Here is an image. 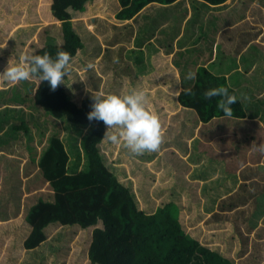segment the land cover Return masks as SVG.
Segmentation results:
<instances>
[{
    "label": "rangeland",
    "instance_id": "1",
    "mask_svg": "<svg viewBox=\"0 0 264 264\" xmlns=\"http://www.w3.org/2000/svg\"><path fill=\"white\" fill-rule=\"evenodd\" d=\"M93 1L101 3V11L107 14L109 22L100 17L94 20L88 5L85 13L71 12L74 32L83 39L85 50L71 59L65 84L60 85L77 105L93 92L118 95L131 92L133 89L127 84L123 89L119 84L136 74H144L146 66L141 48L148 50L149 57L157 47L166 57L175 58L185 88L194 81L185 79L187 73H196L200 66L215 75L234 64L248 72L247 83L236 92L246 122L224 117L202 127L186 115L195 117L194 111L182 112L174 100L167 99L174 107L167 102L155 112L153 104L148 102V110L160 123L158 150L136 156L122 144L107 140H103L100 148L106 167L117 171L124 183H131L138 191L142 201L136 200L137 207L150 212L169 202L177 204L185 219L184 232L201 245L233 261L239 256L232 252L233 244L239 241L241 256L246 247L249 250L238 263L264 264V168L257 167L264 166V154L255 147L264 143L261 120L264 118V0H228L224 3L228 12L201 0H178L164 7L149 5L121 23L115 19L120 10L118 0ZM51 3L52 0H0V73L10 59L32 55L49 41L59 45L61 23L52 17ZM98 36L101 43L95 47ZM106 36L113 37L108 40L116 38L114 42L126 41V45L107 44ZM128 41L137 48L135 56L141 57L133 63L131 72L124 61H128L124 55L128 54ZM178 50L181 53H176ZM249 62L255 64L253 69L247 67ZM89 64L93 67L88 68ZM37 83V79L10 82L0 77V264H91L88 260L91 236L95 228L102 227L100 223L88 229L50 224L46 229L47 240L38 250L25 251L21 243L27 237L25 216L30 207L39 199L52 197L48 184L38 174L37 157L31 158V150L36 147L40 152L53 134L71 145L74 131L68 130L73 128L85 136L90 129L65 119V122L54 120L37 109L32 102ZM21 118L31 130L30 140L22 132L11 134L12 126L18 125ZM200 130L204 137L198 136ZM197 137L204 139L203 145L207 147L203 148ZM251 143L254 151L251 147L246 151ZM78 153V169L86 170L88 161L80 150L71 153L70 167L79 163L75 156ZM219 162L225 163L226 171ZM249 169H255V185L240 180L244 173L251 174ZM227 171L228 174L241 172L236 181L231 180L234 176L226 181L223 172ZM195 182H200L202 187L192 184ZM250 186L254 187L253 193ZM223 190L228 192L224 197ZM140 202L143 206H139Z\"/></svg>",
    "mask_w": 264,
    "mask_h": 264
},
{
    "label": "trees",
    "instance_id": "2",
    "mask_svg": "<svg viewBox=\"0 0 264 264\" xmlns=\"http://www.w3.org/2000/svg\"><path fill=\"white\" fill-rule=\"evenodd\" d=\"M92 1L52 0L51 15L61 23L59 45L49 41L34 54L43 55L47 52L55 57L58 50H64L73 59L78 52L85 50V43L74 32L71 12L85 13L87 5L91 11L101 10V3ZM177 1L118 0L120 10L115 19L118 22L128 21L149 5L167 6ZM201 1L210 6H219L228 0ZM195 74L191 92L185 94L183 89L176 97V102L181 108L194 111L202 124L224 118L218 107L221 97H213L211 100L204 98L206 91L224 87L230 94L237 96V103L231 106L233 115L230 118L245 119L243 104L236 91L228 85L225 76L215 75L204 66L198 67ZM135 89L143 91V88ZM146 96L147 103L153 104L154 112L158 106H165L169 102L160 101V96L158 99H150L148 94ZM32 102L37 109L54 120H66L84 129H90L85 136L73 128L68 130L74 131L71 145H66L61 137L53 134L45 145L42 144L40 152L36 147L31 150V158L37 157L35 167L38 174L48 184L52 197H49L50 200L39 199L28 210L25 221L32 229L27 237L21 240L25 251L38 250L46 242L45 230L50 224L88 229L100 223L102 227L95 228L91 236L88 250V260L91 264H235L231 259L201 245L184 232L179 221L180 210L177 204L166 203L157 207L151 214L138 209L130 190L119 182L103 162L100 145L107 126L102 121L87 119L92 110L91 97L82 99L77 105L61 85L53 91L47 81L38 80L32 94ZM25 122L21 118L18 125L12 126V136L22 132L31 139V130ZM77 134L79 136H76ZM75 150H80L87 159L86 170L78 169L80 153L75 154L79 163L70 167L71 153Z\"/></svg>",
    "mask_w": 264,
    "mask_h": 264
},
{
    "label": "clouds",
    "instance_id": "3",
    "mask_svg": "<svg viewBox=\"0 0 264 264\" xmlns=\"http://www.w3.org/2000/svg\"><path fill=\"white\" fill-rule=\"evenodd\" d=\"M70 61L71 55L64 50H58L55 57L47 52L43 55H24L19 59H10L0 77L10 82L29 79L47 81L50 88L55 91L60 84H65ZM87 67L92 68L93 65L89 64ZM195 78L196 74L191 71L185 77L190 81ZM190 92L191 88L184 89L185 94ZM213 97H221L218 107L225 117L230 118L233 115L231 106L237 103V96L230 94L224 87L210 89L204 93L206 100ZM91 99L92 110L88 113L87 119L102 121L107 126L104 140L111 144H122L136 156L142 155L145 151L158 150L161 143L160 123L157 116L148 110L144 91L132 90L125 95L93 92ZM113 129L116 131L113 132ZM255 147L264 154V143Z\"/></svg>",
    "mask_w": 264,
    "mask_h": 264
},
{
    "label": "crops",
    "instance_id": "4",
    "mask_svg": "<svg viewBox=\"0 0 264 264\" xmlns=\"http://www.w3.org/2000/svg\"><path fill=\"white\" fill-rule=\"evenodd\" d=\"M225 4H222V5H219V6H216V7H218V8L222 7L223 11L225 10L226 12H228L229 11V10H227L228 7H226ZM252 4H254V3H252ZM93 13L94 14L91 17L94 20H97V18L100 17V19L102 21H104V22H105V20H107V22L110 21V19H108V17H107V14H104L101 10H93ZM219 21H221V18L219 19ZM253 21H255V20L253 19ZM119 23H121V22H119ZM112 38H113L112 36H106L107 44H112L114 46H118L119 47V45H121V43H124V42H119V43L118 42H114L116 40V38H114V40H108V39H112ZM82 42H83V39H82ZM100 43H101L100 37L98 36L97 42L94 43L93 45H95V47H98V45H100ZM124 44L126 45V41H125ZM124 50H125V48H123V53H124ZM136 51H137V48L135 46H130L129 45V41H128L127 42V53L128 54L124 53V55H126V58L125 57L124 58L127 59L128 61H126V60H124V61L128 65L127 68L130 69V72L133 69V63H136L137 61H140L139 59L141 58L140 57L138 59L135 56L134 52H136ZM139 51L142 52V53L144 52L143 53V55H144L143 56V58H144L143 59V63L146 66L143 69V71H142V72H144V74L143 73L136 74V75H134L132 77V79H128L127 81H124V82L120 81L119 88L123 89V87H125V85L127 84V86H129V88H132L133 90H136L135 88H143V91H145V93L149 95L150 99H152L154 97L156 99H158V97L160 96L159 97L161 99L160 101H165L167 99H171V100L176 101V97L178 96V94H179V92L181 90L185 89V86H184L183 82L181 81V75L179 73V68L176 65L175 58H172L171 56L166 57L165 53L159 52L157 47H156V49H154L153 53L151 52V57H149L150 53H148V50H144L143 51L142 48H141ZM176 53L179 54V53H181V51L178 50ZM173 55H175V54H173ZM157 59H159L158 63L155 62V60H157ZM241 60H244V59L241 58ZM249 63L250 64H248L247 67L249 69H253L255 64L253 62H249ZM234 65L229 67L227 70H223L222 74H219L221 72V69H220L219 72L216 75L225 76L228 85L231 88H233L238 93V92H240V89L245 85V83H247V81H246L247 74L246 73H248V72L242 70L241 68H238V65H235V66ZM194 82H195V80L192 81L191 83H189V85L186 88L192 87ZM168 96H170V97H168ZM176 105H177L176 108L182 109V112H184L183 110H186L184 108H181L177 104V102H176ZM186 115L189 116V118H191V121L194 124L199 123L202 127H207L211 122H213L214 120H217V119H214V120H212L211 122H209L207 124H202L201 122L198 121V118L196 116L193 117L189 113L186 114ZM223 119L224 118H220V119H218V121L223 120ZM261 120H262V122L264 124V119L262 118ZM229 122H231V121H229ZM232 122H235V121L232 120ZM237 122H246V121H245V119H242V120L237 121ZM231 124L232 123H230L229 125H231ZM203 134H204L203 131L200 130L198 136L202 135L204 137ZM220 134H223V133H220ZM220 134H218V135H220ZM198 139L201 141L202 145L206 144L204 139H202L200 137ZM193 141H194V139H193ZM253 145H254V143H251L249 145L248 149H246V151H248L250 149V147L252 148V151H254ZM204 147H207V145H203V148ZM204 151H205V149H203V151H202V156L204 157V160L206 161L207 156L205 155ZM248 156H249V154H248ZM253 160H256V159H253ZM215 163L217 164L216 161H215ZM219 164H222L223 168L226 171L225 163L224 162L223 163L219 162ZM252 166H254V165H252ZM257 167L260 168V169L264 168V166L260 167V165H258ZM251 168H254V167H251ZM110 170L118 178L119 182L130 190L131 195H132V197L134 199H135V196H136V199H135L136 204H137L136 200L142 201V200L139 199V195L137 194L138 191H136L134 189V187H133V185L131 183H129V185L124 183L122 177L120 175H118L117 171L112 170V169H110ZM249 170H250V172L252 171L250 175L249 174L245 175V173H244V175H243L244 177L241 176L240 180L244 179V184H250V183L254 184L257 181V177L254 176L255 175L254 174L255 169H249ZM240 172L241 171H239L237 174L235 172L232 173V174H228V171H227V172H223V174H224V176L226 178V181H227V179H229L232 176H234V177H232L231 180L236 181V179H238L239 176H240ZM210 175H212V174H210ZM131 180H133V179H131ZM127 181H128V179H127ZM192 184L200 185V187H202V184L200 182H195V183H192ZM205 187H206V185H205ZM224 187H225V184H224V181H223V189H224ZM253 189H254V187L250 186V190H251L252 193H253ZM263 192H264V190H263ZM224 193H228V192L223 190V197H224ZM141 199H142V197H141ZM140 205L143 206L141 204V202H140L139 206ZM138 209L142 210L143 212H145L147 214H151V213H153L155 211V210L154 211L151 210L150 212H148L145 207H143V208L138 207ZM184 220L185 219L182 217V211L180 210L179 221H180L181 225L184 224ZM26 227H27V230H28V232H27V235H28L31 232L32 228L28 224H26ZM184 228H185V230H188V228L186 226H184ZM182 229H183V227H182ZM241 250H242V245H240L239 241L238 242L234 241L232 252L235 254V256L239 255V256H236L235 260H233L235 262V264H242V263H238V262L240 260H242L241 258L246 257V255L248 254L249 247H246V249L243 250V252H244L243 256H241V254H240ZM245 253H247V254H245ZM232 257H234V256L232 255Z\"/></svg>",
    "mask_w": 264,
    "mask_h": 264
}]
</instances>
